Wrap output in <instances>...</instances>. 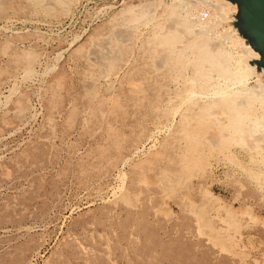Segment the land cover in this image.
Returning <instances> with one entry per match:
<instances>
[{
  "label": "rangeland",
  "instance_id": "374dc122",
  "mask_svg": "<svg viewBox=\"0 0 264 264\" xmlns=\"http://www.w3.org/2000/svg\"><path fill=\"white\" fill-rule=\"evenodd\" d=\"M234 10L0 0V264H264V82Z\"/></svg>",
  "mask_w": 264,
  "mask_h": 264
},
{
  "label": "water",
  "instance_id": "95a60500",
  "mask_svg": "<svg viewBox=\"0 0 264 264\" xmlns=\"http://www.w3.org/2000/svg\"><path fill=\"white\" fill-rule=\"evenodd\" d=\"M228 1L235 5V10L225 19L228 28L233 29L257 53L255 58L248 56V63L255 70L263 69L260 77L264 81V0Z\"/></svg>",
  "mask_w": 264,
  "mask_h": 264
},
{
  "label": "bare ground",
  "instance_id": "6f19581e",
  "mask_svg": "<svg viewBox=\"0 0 264 264\" xmlns=\"http://www.w3.org/2000/svg\"><path fill=\"white\" fill-rule=\"evenodd\" d=\"M227 1H228V0H227ZM217 2H218V1H217ZM229 2H230V1H229ZM230 3H232V2H230ZM210 4H211V3H210ZM232 4H234V3H232ZM212 5H213V3H212ZM221 10H222V9H221ZM221 10H220V13L222 12ZM221 14H223V15H221V16H224V13H221ZM227 18H228V17H227ZM173 19H174V18H173ZM215 19H216V18H215ZM212 20H213V19H212ZM170 27H171V26H170ZM178 30H179V29H178ZM195 30H196V29H195ZM232 30H233V29H232ZM233 31H234V30H233ZM234 32H235V31H234ZM235 34H236V33H235ZM236 35H237V34H236ZM238 36H239V35H238ZM239 37H240V36H239ZM241 38H242V37H241ZM242 39H243V38H242ZM243 41H244V40H243ZM231 42H232V41H231ZM244 44H245V45H248V44L245 43V42H244ZM248 46H249V45H248ZM246 49H247V48H246ZM250 51H251V50H250ZM101 52H102V51H101ZM166 52H167V51H166ZM168 52H169V51H168ZM112 53H113V52H112ZM233 54H234V53H233ZM244 54H245V53H244ZM250 55H251V54H250ZM160 56H161V55H160ZM243 57H244V56H243ZM217 59H218V58H217ZM158 60H159V59H158ZM211 61H213V60H211ZM220 61H221V60H220ZM250 65H251V64H250ZM251 66H252V65H251ZM252 67H253V66H252ZM240 70H241V69H240ZM255 71L257 72V74H260V75H261L262 72H263V69L260 68V69L255 70ZM226 74H227V73H226ZM222 78H223V77H222ZM234 79H235V78H234ZM242 79H243V78H242ZM242 79H241V80H242ZM239 80H240V79H239ZM231 81H232V80H231ZM262 81H263V79H262ZM239 82H240V81H239ZM263 82H264V81H263ZM192 84H193V83H192ZM236 84H237V83H236ZM256 86H258V85H256ZM263 86H264V85H263ZM240 88H241V87H240ZM263 88H264V87H263ZM222 93H223V92H222ZM256 98H257V97H256ZM232 99H233V98H232ZM216 103H217V102H216ZM213 108H214V107H213ZM215 116H216V115H215ZM216 117H217V116H216ZM187 119H188V118H187ZM238 127H239V126H238ZM235 128H236V127H235ZM235 128H234V129H235ZM236 129H237V128H236ZM242 129H243V128H242ZM244 129H245V127H244ZM243 133H244V132H243ZM244 135H245V133H244ZM246 135H247V134H246ZM210 136H213V138H214V136H216V135L211 134ZM242 137H243V136H242ZM210 139H212V137H211ZM248 141H249V140H248ZM246 142H247V141H246ZM246 142H245V143H246ZM251 145H252V144H251Z\"/></svg>",
  "mask_w": 264,
  "mask_h": 264
}]
</instances>
